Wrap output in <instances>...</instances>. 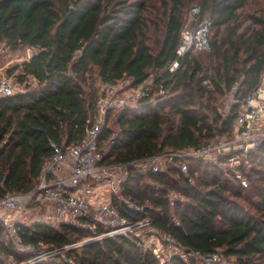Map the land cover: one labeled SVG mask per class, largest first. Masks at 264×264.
Segmentation results:
<instances>
[{
  "label": "trees",
  "instance_id": "trees-1",
  "mask_svg": "<svg viewBox=\"0 0 264 264\" xmlns=\"http://www.w3.org/2000/svg\"><path fill=\"white\" fill-rule=\"evenodd\" d=\"M259 3L0 0V46L10 52L34 51L32 58L7 71L21 87L19 92L0 99V201L37 187L43 164L54 154L51 142L69 148L83 140L98 113L100 92L93 87L97 79L101 85L124 81L135 87L155 78L150 97L143 98L138 109L108 113L101 147L113 136L115 142L106 163L200 148L217 136H229L240 106L264 72V6ZM189 6L199 9V20L213 24L206 58L207 51H191L181 58L176 54ZM152 11L156 18L150 16ZM176 60L174 72L159 76ZM237 84L236 102L224 114L226 95ZM250 163V168L238 167L247 186L233 170L199 160L188 162L187 175L174 168L148 175L132 171L123 195L143 210L122 204L119 211L133 220L149 217L188 256L174 254L164 264H199L193 253H219L233 258L232 264H264V144L250 156ZM170 193L176 195L173 209ZM18 227L22 242L40 250L62 251L94 234L88 227L66 223ZM6 258L22 264L29 255L6 241L0 224V264H7ZM39 264L160 262L137 238L118 236L85 243L66 250L63 259Z\"/></svg>",
  "mask_w": 264,
  "mask_h": 264
},
{
  "label": "built area",
  "instance_id": "built-area-1",
  "mask_svg": "<svg viewBox=\"0 0 264 264\" xmlns=\"http://www.w3.org/2000/svg\"><path fill=\"white\" fill-rule=\"evenodd\" d=\"M199 12L198 8L193 9V14ZM212 25V21L207 18L190 21L182 32L177 56L181 58L191 51H209ZM178 67L179 60H176L167 69L160 71L159 76L167 70L174 72ZM154 81V76H151L135 87H123L124 81L102 84L96 102L98 113L93 124L88 125L83 140L69 148L51 142L54 154L43 164L37 187L29 193L10 194L0 201V224L4 237L17 251L36 253L34 246L22 242L19 233L18 224L23 221L24 214L32 216L31 221L24 223L27 226L39 223L58 227L66 223L90 228L94 234L80 242L83 244L130 236L151 249L156 257L163 242L180 250L169 235L153 225L149 217L133 220L120 213L119 206L122 204L132 211L143 210V207L123 195L125 183L132 171L148 175L152 172L167 173L174 168L187 175L188 162L199 160L218 165L225 171L233 170L234 176L243 186H247V179L238 167L246 165L250 168V156L264 144V72L258 87L240 106L232 133L228 137L217 136L200 148L167 152L127 162L106 163L105 158L115 142L113 136L101 147L100 139L108 113L127 107L138 109L141 100L150 97ZM238 87L239 84L235 85L226 95L223 103L225 113L230 112L232 104L236 102ZM19 90L13 78L3 76L0 79V99L12 97ZM159 93L164 95L163 87ZM221 158L225 160L220 163ZM169 197L173 209L176 195L170 193ZM15 212L19 213L21 219L11 217ZM81 221L85 223L82 225ZM97 228L102 230L100 234L96 233ZM69 249L66 246L62 251ZM193 258L208 264H227L225 257L219 253L207 257L193 253ZM31 262L35 261L24 263Z\"/></svg>",
  "mask_w": 264,
  "mask_h": 264
},
{
  "label": "rangeland",
  "instance_id": "rangeland-1",
  "mask_svg": "<svg viewBox=\"0 0 264 264\" xmlns=\"http://www.w3.org/2000/svg\"><path fill=\"white\" fill-rule=\"evenodd\" d=\"M259 5L260 6H264V0H260ZM192 7H194V6H189V8H187V13H186V15H187L186 17L188 19L187 20L188 21L187 24H189V22L192 21V19L194 17L197 19V16L199 15V14H197V15L193 14ZM251 9H253V6H251ZM251 13H252V10H251ZM150 16L152 18H156L157 14L154 11H152ZM245 25H248V24L245 23ZM212 37H213V31H212V34H211V38ZM208 52H210V50L207 51V52H203L204 58H206ZM33 53H34V51L33 50H29V49L24 50L22 52H10L8 49L4 48L3 45H1L0 46V79L3 76H7L8 69H10L11 67L17 65L18 63H22L23 61L28 60L30 58V55L33 54ZM206 63H208V60H206ZM88 77H90V76H88ZM94 79H95V77H94ZM129 83L130 82H125L123 87H127L129 85ZM93 87L95 89L98 88L99 92L101 91L102 85L98 82V79L96 81H94ZM19 89H21L20 86H19ZM120 89L122 90V88H120ZM221 111L225 114L224 109H221ZM115 113H117V110L113 111V114H115ZM114 127H115V131H117V126H114ZM11 217L15 218V219L18 218V220L21 219L20 218L21 216L17 212H15ZM31 218H32V216L24 214L23 221L20 222V223H26V221H31L32 220ZM82 241L75 242V243L69 244L67 246L70 249H76L79 246L83 245V243H80ZM35 250H36V253H21V254H28L29 255V258H28L29 261H35V262H31L29 264L45 263L48 260H55L58 257L61 258V259L65 258V251L66 250L65 251L43 250V249L40 250V249H37V248H35ZM173 253H176L177 255H180L181 257L186 258V255L182 251L174 248L170 244L167 245V244H165L163 242V244H161L159 246L158 255H157L158 256L157 258H158L160 264H164L165 262H169L171 260V258H172V254ZM194 259L199 264H208L206 261H201L198 258H194ZM224 260H225V262L227 264H232L233 261H234L233 258H231V259L224 258ZM13 261L14 260L12 258H6V263L7 264H14ZM22 264H25V263H22Z\"/></svg>",
  "mask_w": 264,
  "mask_h": 264
},
{
  "label": "water",
  "instance_id": "water-1",
  "mask_svg": "<svg viewBox=\"0 0 264 264\" xmlns=\"http://www.w3.org/2000/svg\"><path fill=\"white\" fill-rule=\"evenodd\" d=\"M33 54L30 55V58H32Z\"/></svg>",
  "mask_w": 264,
  "mask_h": 264
}]
</instances>
